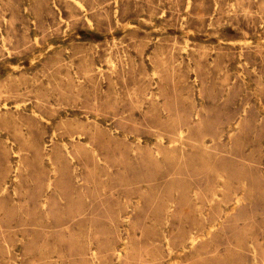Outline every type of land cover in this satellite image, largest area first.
Returning a JSON list of instances; mask_svg holds the SVG:
<instances>
[{"label":"rangeland","instance_id":"374dc122","mask_svg":"<svg viewBox=\"0 0 264 264\" xmlns=\"http://www.w3.org/2000/svg\"><path fill=\"white\" fill-rule=\"evenodd\" d=\"M0 264H264V0H0Z\"/></svg>","mask_w":264,"mask_h":264},{"label":"bare ground","instance_id":"6f19581e","mask_svg":"<svg viewBox=\"0 0 264 264\" xmlns=\"http://www.w3.org/2000/svg\"><path fill=\"white\" fill-rule=\"evenodd\" d=\"M184 135V134H183ZM182 137V136H181ZM79 199V198H78ZM237 206V205H236Z\"/></svg>","mask_w":264,"mask_h":264}]
</instances>
